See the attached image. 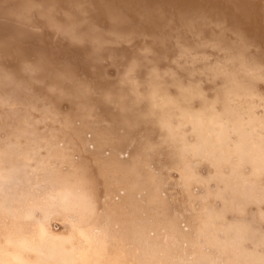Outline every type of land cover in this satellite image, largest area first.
Listing matches in <instances>:
<instances>
[{
  "label": "bare ground",
  "instance_id": "1",
  "mask_svg": "<svg viewBox=\"0 0 264 264\" xmlns=\"http://www.w3.org/2000/svg\"><path fill=\"white\" fill-rule=\"evenodd\" d=\"M0 264H264V0H0Z\"/></svg>",
  "mask_w": 264,
  "mask_h": 264
}]
</instances>
